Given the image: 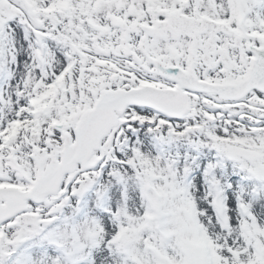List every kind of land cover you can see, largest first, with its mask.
I'll return each instance as SVG.
<instances>
[{
  "label": "snow or ice",
  "instance_id": "snow-or-ice-1",
  "mask_svg": "<svg viewBox=\"0 0 264 264\" xmlns=\"http://www.w3.org/2000/svg\"><path fill=\"white\" fill-rule=\"evenodd\" d=\"M0 264H264V0H0Z\"/></svg>",
  "mask_w": 264,
  "mask_h": 264
}]
</instances>
